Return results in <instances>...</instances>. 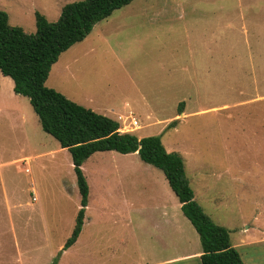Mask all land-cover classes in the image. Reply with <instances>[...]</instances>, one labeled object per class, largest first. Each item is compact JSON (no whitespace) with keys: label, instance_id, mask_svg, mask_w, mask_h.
I'll use <instances>...</instances> for the list:
<instances>
[{"label":"rangeland","instance_id":"obj_1","mask_svg":"<svg viewBox=\"0 0 264 264\" xmlns=\"http://www.w3.org/2000/svg\"><path fill=\"white\" fill-rule=\"evenodd\" d=\"M74 1L0 0V10L34 33L37 13L55 22ZM0 81V264H202L177 259L202 252L200 235L137 152L85 161V223L65 248L82 199L71 151L10 76ZM47 86L124 115L122 132L161 136L245 264H264V0H133L61 54Z\"/></svg>","mask_w":264,"mask_h":264},{"label":"trees","instance_id":"obj_2","mask_svg":"<svg viewBox=\"0 0 264 264\" xmlns=\"http://www.w3.org/2000/svg\"><path fill=\"white\" fill-rule=\"evenodd\" d=\"M132 1L70 2L63 6L60 18L55 22L37 13L34 33L11 24L8 12L0 10V72L14 80L17 94L30 98L43 130L53 135L62 148H68L73 157L82 199L75 228L65 248L77 242L89 205L90 186L83 164L98 151L115 150L124 154L137 152L143 161L163 170L185 216L200 235L202 264H245L233 244L230 230L217 223L196 200L184 158L177 152L168 151L161 136L139 137L134 132H122L118 120L47 86L53 65L61 54L85 40L99 21ZM183 105L184 102L182 109ZM174 123L176 121L171 126H175Z\"/></svg>","mask_w":264,"mask_h":264},{"label":"crops","instance_id":"obj_3","mask_svg":"<svg viewBox=\"0 0 264 264\" xmlns=\"http://www.w3.org/2000/svg\"><path fill=\"white\" fill-rule=\"evenodd\" d=\"M0 74H3L2 72H0ZM4 75V74H3ZM0 85H1V87H0V91H1V89H2V83H1V81H0ZM131 112H133V115L135 116V113H134V111L133 110H130L129 111V113H128V117H131ZM136 117V116H135ZM137 118V117H136ZM117 120H119L120 121V123H121V128H123L124 126H125V124H126V122H127V120L125 121V116L124 115H122V114H119V116H118V119ZM121 130V129H120ZM139 137H142V136H139ZM167 148V147H166ZM168 151H169V149H168ZM27 158V157H26ZM149 164V163H148ZM151 165V164H150ZM154 166V165H153ZM156 167V166H155ZM26 171H29V169H25ZM33 194H34V198H33V200L34 199H36V190H35V188H33ZM182 207V206H181ZM81 235V234H80ZM80 237V236H79ZM235 246V245H234ZM202 252H203V249H202ZM202 252H197L196 254H190V255H184V256H180V257H178L177 259H181V260H185V258H188V257H191V256H194V255H196L197 257H199L200 258V256H201V254H202ZM170 261H172V260H170ZM166 262V261H165Z\"/></svg>","mask_w":264,"mask_h":264},{"label":"built area","instance_id":"obj_4","mask_svg":"<svg viewBox=\"0 0 264 264\" xmlns=\"http://www.w3.org/2000/svg\"><path fill=\"white\" fill-rule=\"evenodd\" d=\"M131 121H132V124L135 126V127H139L140 126V122L139 120L133 115V112H131Z\"/></svg>","mask_w":264,"mask_h":264}]
</instances>
